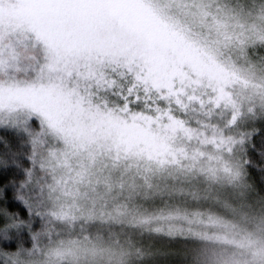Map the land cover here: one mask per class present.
Here are the masks:
<instances>
[{
    "label": "snow or ice",
    "instance_id": "snow-or-ice-1",
    "mask_svg": "<svg viewBox=\"0 0 264 264\" xmlns=\"http://www.w3.org/2000/svg\"><path fill=\"white\" fill-rule=\"evenodd\" d=\"M224 215L264 219V0H0V264H204Z\"/></svg>",
    "mask_w": 264,
    "mask_h": 264
},
{
    "label": "rangeland",
    "instance_id": "rangeland-1",
    "mask_svg": "<svg viewBox=\"0 0 264 264\" xmlns=\"http://www.w3.org/2000/svg\"><path fill=\"white\" fill-rule=\"evenodd\" d=\"M233 217L230 215H224L222 217L224 224H227L229 227L225 228L222 225H215L218 228H222V232L216 234L217 236H224V232L230 233L232 236V240L229 243L228 247L219 246L217 242L214 240H208L206 243L196 242L194 244V251L200 250L201 253L210 255L212 253H218L223 260L221 264H249V261L252 260L253 255L256 252V247L253 245H257L260 242H264V219L261 217H252L248 219H237L231 223ZM199 226H195L200 228L204 227L208 231V226H213L212 224H198ZM190 225L189 227H191ZM214 233H210L208 235H213ZM226 238V236H224ZM92 243L96 244L98 248H108L113 246V243L110 241L104 242L102 240L93 241ZM69 241H73L72 239L66 240H57L52 243L43 244L37 252L35 257L36 260L40 262V264H45V262L50 261L51 264H73L70 257L67 256H57L56 250L60 248L61 244H67ZM83 241V240H79ZM98 242V243H97ZM235 253L231 254L229 252L235 251ZM199 252V251H198ZM78 264H110L109 258L103 254L102 251H98L96 256H88L82 257Z\"/></svg>",
    "mask_w": 264,
    "mask_h": 264
},
{
    "label": "trees",
    "instance_id": "trees-1",
    "mask_svg": "<svg viewBox=\"0 0 264 264\" xmlns=\"http://www.w3.org/2000/svg\"><path fill=\"white\" fill-rule=\"evenodd\" d=\"M235 221V218L233 217L231 220V223H233ZM199 226L198 224H193L191 226L192 229V234L193 237L196 238L194 239L196 242H200V243H206V241L208 240H214V242H217L219 244V246H225L228 247L229 243L232 240V236L230 233H226L224 232L223 235L226 236V238L224 236H217L214 237L216 234L221 233L222 232V228H218V226H208L206 228H208V231L204 228V227H200L197 228L195 226ZM116 232L119 231V229L117 228L115 230ZM210 233H214L213 235H208ZM84 236L83 235H65L63 237H60L58 239H55L53 242L57 241V240H84ZM91 238L94 239L93 241H99L102 240L104 242L110 241V243H115V235L114 234H109L106 232H96L93 231L91 234ZM52 243V242H51ZM98 243V242H97ZM143 243L145 245H150V244H160V243H166L163 241H153L148 239V237L145 235L144 239H143ZM199 251V252H198ZM235 251L229 252L231 254L235 253ZM194 254L196 256H198L203 262L204 264H221V261L223 260V258L218 254V253H212L210 255L207 254H203L200 252V250H196L194 251ZM70 264V263H68Z\"/></svg>",
    "mask_w": 264,
    "mask_h": 264
}]
</instances>
